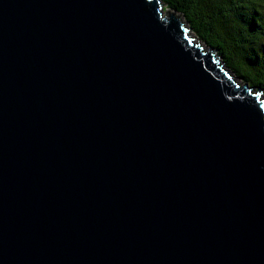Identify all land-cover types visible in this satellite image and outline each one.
<instances>
[{
	"label": "water",
	"instance_id": "1",
	"mask_svg": "<svg viewBox=\"0 0 264 264\" xmlns=\"http://www.w3.org/2000/svg\"><path fill=\"white\" fill-rule=\"evenodd\" d=\"M0 264H264L262 90L161 0H0Z\"/></svg>",
	"mask_w": 264,
	"mask_h": 264
},
{
	"label": "trees",
	"instance_id": "2",
	"mask_svg": "<svg viewBox=\"0 0 264 264\" xmlns=\"http://www.w3.org/2000/svg\"><path fill=\"white\" fill-rule=\"evenodd\" d=\"M235 77L264 95V0H161Z\"/></svg>",
	"mask_w": 264,
	"mask_h": 264
},
{
	"label": "rangeland",
	"instance_id": "3",
	"mask_svg": "<svg viewBox=\"0 0 264 264\" xmlns=\"http://www.w3.org/2000/svg\"><path fill=\"white\" fill-rule=\"evenodd\" d=\"M162 9L163 10H170L167 6L164 5V3H162ZM191 32V31H190ZM241 80V79H240Z\"/></svg>",
	"mask_w": 264,
	"mask_h": 264
}]
</instances>
